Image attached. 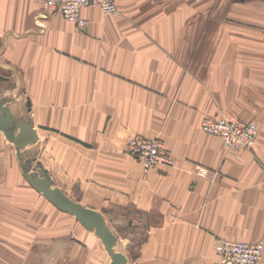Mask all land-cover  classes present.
Listing matches in <instances>:
<instances>
[{"label": "crops", "instance_id": "0c3cea01", "mask_svg": "<svg viewBox=\"0 0 264 264\" xmlns=\"http://www.w3.org/2000/svg\"><path fill=\"white\" fill-rule=\"evenodd\" d=\"M195 5L191 14L190 0H122L114 18L84 7L81 30L36 0H0V59L11 75L5 80L34 91L36 117L89 118V150L99 153L100 165L110 164L109 151L118 148L110 142L159 135L175 164L139 178V205L165 215L156 225H175L168 219L181 215L185 225H208L215 236L261 241L264 260V44L222 45L221 33L211 36L212 45L186 41L183 23L207 21V0ZM16 99L25 112V100ZM223 115L257 125L250 149L229 152L203 132L204 119ZM13 146L0 131V181L11 187L19 178ZM199 167L218 177H201ZM77 231L78 225H0V245L22 247L0 264H77Z\"/></svg>", "mask_w": 264, "mask_h": 264}, {"label": "rangeland", "instance_id": "374dc122", "mask_svg": "<svg viewBox=\"0 0 264 264\" xmlns=\"http://www.w3.org/2000/svg\"><path fill=\"white\" fill-rule=\"evenodd\" d=\"M197 2L198 0H190L191 14L197 13L195 5ZM213 2L214 0H207V5L210 6H206L205 23H189V25L195 24L193 28H188V23H183L184 31L188 33L186 41L191 40L192 37L197 40V37L199 45H212L211 36L221 33L222 45L264 44L262 31L264 24L260 20V14L264 13V0H222V6L215 8ZM37 3L45 11H56L44 8L38 1ZM116 14L108 18H114ZM247 14H253L254 21L252 18L249 20ZM61 20L77 26L64 19ZM77 27L84 30L87 26ZM201 31L206 32L204 38L202 33L198 34ZM1 47L2 43L0 50ZM5 63L6 60L1 58L0 100L5 98L3 101L5 105L13 103L16 96H21L25 100L23 119L27 121L31 119L35 123L34 130L39 134V140L19 151L13 146L14 166L19 178L13 177L12 187L0 181V225H78L75 235L79 245L77 252H73V255L77 256V264H110L111 259L104 245L95 236L94 230L84 229L74 217L58 210L26 182L23 174L33 171L41 175L37 165H42L47 169L53 187L59 188L71 200L103 216L107 226L117 238L115 249L125 255L128 264H213L216 260L214 247L217 240L245 242L240 239L215 236L208 225H185L189 223L182 220L181 215H172L174 219L172 216L168 219L167 222H177L175 225H156L165 221V215L151 214L149 210L146 211L139 205L138 183L140 177L144 179L154 170L174 166L175 161L164 140L159 135L147 137L136 134L125 142H110L118 148L109 151L110 164L100 165L99 153L89 150L93 146L92 141H89V118L36 117L34 110L37 101L32 99L34 91L30 89L29 92L21 81L17 82L15 79L6 81L5 78H11V75ZM222 117L254 124L257 129V125L252 121H245L232 115ZM135 137L161 140L173 160V165L144 169L127 149L129 140ZM215 137L220 139L227 151L239 150L230 149L220 137ZM17 155L23 162L22 167L18 164ZM196 171L201 177H208L211 181L218 177V172L207 167H199ZM21 248L16 245L8 247L0 245V261L5 263L6 257H9L11 252L21 254ZM97 258L100 262L96 260ZM259 264H264L263 258Z\"/></svg>", "mask_w": 264, "mask_h": 264}, {"label": "built area", "instance_id": "2783aa9c", "mask_svg": "<svg viewBox=\"0 0 264 264\" xmlns=\"http://www.w3.org/2000/svg\"><path fill=\"white\" fill-rule=\"evenodd\" d=\"M46 9L60 13L64 20L79 27H86L87 21L81 16L84 7L98 6L106 16L118 12L122 0H37ZM205 133L221 138L230 149H249L257 135L254 124L240 122L234 118L205 119L202 122ZM127 149L144 169L157 166H172L173 160L159 139L135 137L129 140ZM216 260L213 264H259L263 253L260 242H241L219 239L215 247Z\"/></svg>", "mask_w": 264, "mask_h": 264}, {"label": "water", "instance_id": "95a60500", "mask_svg": "<svg viewBox=\"0 0 264 264\" xmlns=\"http://www.w3.org/2000/svg\"><path fill=\"white\" fill-rule=\"evenodd\" d=\"M2 103L3 100H0V131L7 141L13 143L17 151L35 143L37 136L32 130L31 121L21 120L23 105L20 100L16 99L9 106H4ZM14 125L18 128L17 135L12 130ZM17 160L19 166L22 167L23 162L19 155H17ZM37 168H39L41 175L33 171L23 174L24 179L32 189L58 210L73 216L87 231L94 230L95 236L104 245V249L111 259L110 264H128L125 255L114 250L117 238L107 226L103 216L99 212L88 209L68 198L59 188L53 187V181L41 165H37Z\"/></svg>", "mask_w": 264, "mask_h": 264}, {"label": "bare ground", "instance_id": "6f19581e", "mask_svg": "<svg viewBox=\"0 0 264 264\" xmlns=\"http://www.w3.org/2000/svg\"><path fill=\"white\" fill-rule=\"evenodd\" d=\"M10 104H12V103H10ZM10 104L5 105L4 102L2 103V105H4V106H9ZM23 113H24V102H23ZM23 115H24V114H23ZM21 120H25V119H23V116H21ZM25 121H27V120H25ZM28 121H29V120H28ZM15 129H16V131H17V133H18V128L16 127V125L13 126L12 130L14 131L15 135H17ZM1 132H2V131H1ZM13 145H14V144H13ZM14 146H15V145H14ZM23 148H24V147H23ZM72 217H73V216H72ZM114 250L117 251L116 249H114ZM110 262H111V261H110Z\"/></svg>", "mask_w": 264, "mask_h": 264}]
</instances>
